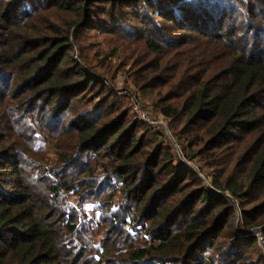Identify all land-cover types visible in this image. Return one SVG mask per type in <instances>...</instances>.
<instances>
[{"label": "trees", "instance_id": "trees-1", "mask_svg": "<svg viewBox=\"0 0 264 264\" xmlns=\"http://www.w3.org/2000/svg\"><path fill=\"white\" fill-rule=\"evenodd\" d=\"M260 232L264 0H0V264H264Z\"/></svg>", "mask_w": 264, "mask_h": 264}, {"label": "rangeland", "instance_id": "rangeland-1", "mask_svg": "<svg viewBox=\"0 0 264 264\" xmlns=\"http://www.w3.org/2000/svg\"><path fill=\"white\" fill-rule=\"evenodd\" d=\"M92 53H94V51H92ZM113 62L118 64V61L116 59H113ZM120 70H121L120 71L121 73L118 75V77H116L113 80L105 78L104 82L108 85V87H110L115 92V94H117L119 97L122 98L125 106L128 108H131V110H132L130 97L128 95H126L125 92L134 93L136 95H140V94H139L138 90L136 89L134 82H133L134 81L133 77L131 76V74L129 72L131 70L130 65L125 66V67L121 68ZM122 93H124V94H122ZM140 96L142 97V99L144 101V108L150 113V115L153 118H155L156 120H160V121H163L165 123V125H166L165 127H167V132L170 136L167 140L165 138H161V139L166 140L168 142V144L173 146V149L175 150L176 159L178 161H180V163L183 162L185 166H189L190 168H193L195 171H197L200 174V177L206 181L207 185H210L212 182V178L210 177L211 176L210 170L207 168H204L201 164H199L197 159L190 161L186 157V155H185L186 153L183 151V148L185 145L183 140H181L180 138L175 136L173 129L170 130V127L167 124L166 120H164L162 118V116L160 114H158V111L154 108V106L152 105L150 100H148L149 98L146 97L144 94L143 95L141 94ZM182 144H183V146H182ZM51 157L53 158V155ZM89 211H92V210L89 209ZM89 211H88L89 216L92 217L93 212H89ZM238 222H240V220H238ZM260 234L262 235L261 232H260ZM260 244H261L262 250L264 252V244H262V243H260Z\"/></svg>", "mask_w": 264, "mask_h": 264}, {"label": "built area", "instance_id": "built-area-1", "mask_svg": "<svg viewBox=\"0 0 264 264\" xmlns=\"http://www.w3.org/2000/svg\"><path fill=\"white\" fill-rule=\"evenodd\" d=\"M125 94L130 97L133 114L142 122L151 126L154 132L157 133L160 138H165L167 140L170 135L167 132L165 123L163 121L156 120L150 115V113L144 108V101L142 97L140 95L129 92H125ZM257 235L259 237L260 243L264 244V237L260 233H258Z\"/></svg>", "mask_w": 264, "mask_h": 264}]
</instances>
